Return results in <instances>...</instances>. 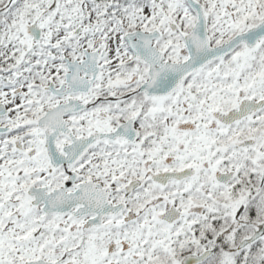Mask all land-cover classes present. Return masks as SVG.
I'll list each match as a JSON object with an SVG mask.
<instances>
[{
  "label": "snow or ice",
  "instance_id": "obj_1",
  "mask_svg": "<svg viewBox=\"0 0 264 264\" xmlns=\"http://www.w3.org/2000/svg\"><path fill=\"white\" fill-rule=\"evenodd\" d=\"M0 264H264V0H0Z\"/></svg>",
  "mask_w": 264,
  "mask_h": 264
}]
</instances>
